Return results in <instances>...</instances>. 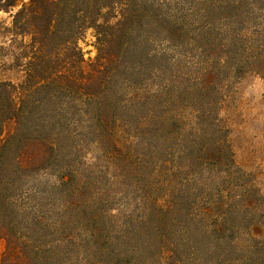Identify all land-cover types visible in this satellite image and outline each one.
Returning a JSON list of instances; mask_svg holds the SVG:
<instances>
[{"label":"trees","instance_id":"obj_1","mask_svg":"<svg viewBox=\"0 0 264 264\" xmlns=\"http://www.w3.org/2000/svg\"><path fill=\"white\" fill-rule=\"evenodd\" d=\"M18 6L0 264H264V194L221 117L232 81L264 77V0H0Z\"/></svg>","mask_w":264,"mask_h":264},{"label":"rangeland","instance_id":"obj_2","mask_svg":"<svg viewBox=\"0 0 264 264\" xmlns=\"http://www.w3.org/2000/svg\"><path fill=\"white\" fill-rule=\"evenodd\" d=\"M28 2L29 0H24ZM21 5V4H20ZM0 10V21L12 25L13 14ZM24 38V37H23ZM22 36L8 33L0 39L4 49L0 50V80L20 83L25 75L24 65L19 59ZM30 40L29 36L25 37ZM97 37L93 28L79 40L86 61L97 55ZM23 48V47H22ZM221 117L230 129V143L237 164L249 173L254 183L264 194V77L250 72L232 81L222 104ZM14 119L6 121L2 140L14 131ZM1 143V142H0ZM264 230V226L262 227ZM6 251V241L0 238V261Z\"/></svg>","mask_w":264,"mask_h":264}]
</instances>
